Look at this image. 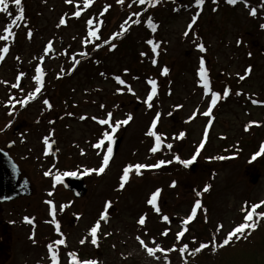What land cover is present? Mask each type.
Listing matches in <instances>:
<instances>
[{
  "label": "rangeland",
  "instance_id": "374dc122",
  "mask_svg": "<svg viewBox=\"0 0 264 264\" xmlns=\"http://www.w3.org/2000/svg\"><path fill=\"white\" fill-rule=\"evenodd\" d=\"M195 1L146 3L142 13L138 0H22L10 2L11 16L0 13V36L12 32L0 40V146L13 141L10 153L34 188L30 197L0 204V264H54L49 245L59 264L79 261L68 250L98 254L100 264H186L171 249L180 232L208 238V229L238 224L247 207L264 210V6L241 0L230 10L219 0ZM21 7L31 16L14 25ZM127 35L137 59L133 48L118 53ZM95 58L100 67H89ZM203 60L210 90L202 86ZM213 93L221 97L214 107ZM20 117L21 144L14 132ZM105 133L122 142L97 174L91 170L111 146ZM156 136L160 146L152 151ZM46 139H56V156ZM138 164L149 167L137 175ZM66 174L82 176L84 198L56 179ZM104 214L110 217L102 222ZM98 223L101 248L94 252ZM57 224L65 229L59 239Z\"/></svg>",
  "mask_w": 264,
  "mask_h": 264
},
{
  "label": "trees",
  "instance_id": "16d2710c",
  "mask_svg": "<svg viewBox=\"0 0 264 264\" xmlns=\"http://www.w3.org/2000/svg\"><path fill=\"white\" fill-rule=\"evenodd\" d=\"M173 1L174 0H155L154 5L161 6L163 4H170ZM258 1H260L261 4L264 6V0H258ZM219 2L222 3L221 6L230 8V10L236 9L237 3L230 4L228 0H219ZM146 3L143 4V6L146 5ZM143 6L140 4L138 6V9L141 7L142 13H145ZM149 6H153V5L147 3V8H149ZM195 6L197 7V1H195ZM87 8L91 10V7H87ZM74 10L77 11L75 7ZM23 11H24V23H26L31 15L28 12V10H23ZM138 12L140 13V11ZM18 13L19 11H17V13L14 16L16 17ZM259 33H262V29L260 30ZM199 40L200 43L204 45L203 39H201V37ZM122 42L117 47V49H119L118 53H120L122 50L133 48L135 53L134 59H137L138 57L136 58V56H138L137 55L138 53L135 49L136 45L131 43L132 42L131 37L128 38L127 35V37ZM88 45H89L88 49L91 48V50H94V48L96 47L95 44L94 45L87 44L85 45V47H87ZM94 61H96V58L90 62L89 67H93V65H98ZM98 67H100V65H98ZM224 83L225 86L228 85L227 82ZM202 202H205V200L203 199ZM251 208L252 206H249L245 210H243V218L240 220L238 224H235L229 230L212 231L211 229H208L206 230L207 233H210V236L208 238L201 237V235H199L200 236L199 238L196 237V239L190 237H189L190 239H188L187 237H180V238L175 237V242L173 244V248L171 249L175 253H179V255H181V257L186 262V264H264V210L262 206L257 208L256 214H254L253 222H256L255 229L248 228L245 230L243 234H238L237 237H233L228 244L226 245L223 244L225 239L229 236V233H231L235 228L245 223H252L246 221L245 219L246 215H248L249 212H251ZM202 213L206 215V212L204 210ZM100 241H101L100 238L96 236V243L93 248L94 252L100 250L101 248ZM205 244L209 246L203 248L200 251H196V249L201 248V245H205ZM185 246L187 250H185ZM67 254L72 259L79 257V261L77 262V264H86V262H90V264H100V258L98 254L92 257H84V255H79L71 250H68Z\"/></svg>",
  "mask_w": 264,
  "mask_h": 264
},
{
  "label": "snow or ice",
  "instance_id": "6c2138e0",
  "mask_svg": "<svg viewBox=\"0 0 264 264\" xmlns=\"http://www.w3.org/2000/svg\"><path fill=\"white\" fill-rule=\"evenodd\" d=\"M10 2L13 3V4L16 5V6H21V5H22V0H0V13H8V15L11 16V13L9 12V4H10ZM67 2H68V3H72V0H67ZM120 2H123V0H120ZM138 2H139L141 5L145 4L146 2L149 3V4L154 5L155 0H138ZM228 2H229L230 4H236V3L240 2V0H228ZM203 3H204V0H197V6H198V7H202V6H203ZM76 14H77V16L80 15L79 12H77ZM251 14H252L253 16H255V15H256V11L253 9L252 12H251ZM23 19H24V11H23V8L21 7V8H20V11H19V13H18V15L13 19V24L15 25L16 20H23ZM62 23H63V21H62ZM88 23L91 25V24H92V21L89 20ZM149 24L151 25V20H150V19H149ZM151 26H152V28H153V31H155V27H156V26H155V25H151ZM125 30H126V29H125ZM5 32H6L7 34H6V35H3V36H0V40H5V41H6V40L9 39V36L12 35L11 29H7V28H6V29H5ZM186 34H187V33H186ZM91 35L95 36L96 33L93 32V33H91ZM97 38H98V37H97ZM114 38H115V37H114ZM51 47H52V45L49 44V45H48V48L51 49ZM200 49H201V51H204V47H203V45L200 46ZM2 51H3L4 53H7V52H8V48L5 47V48L2 49ZM77 63H78V61H77ZM37 71H38V72H41V74H42V70H41V69H37ZM248 71L250 72L251 70L249 69ZM201 78H202V80H203V85H202V86H203L204 88L210 90V82L208 81L206 70L203 69V64H202V70H201ZM241 78L243 79V77H241ZM36 80H37V82H38V83L41 85V87H42V85H43V81H42V79H41V76H37V77H36ZM120 82L123 83V81H120ZM151 83H152V87H153V95H154V93H155V82H151ZM13 87H18V85H13ZM39 90H40V88H37V92H38ZM227 95H228V92L225 91L224 96L226 97ZM220 98H221V97H220L219 94H215V93H213V99H212V101H211V105L214 107L215 104L217 103V101H218ZM151 100H152V95H149L148 98H147V101L150 102ZM204 115H206V116H210V115H211V110H209L208 112H205ZM108 117H109L108 119H106V120H102V121H100V123H101V124H108L109 121L111 120V113L108 114ZM130 119H131V117H129V120H130ZM127 122H128V121H124V122H122V123L126 124ZM117 127H119V125H117ZM148 134H149V135H154V133L151 132V131H150ZM104 135L107 137L108 141H110L111 143H114V140H113L112 136L108 135L107 133H105ZM160 139H161V138H160L159 136H156L157 145H156L155 148L152 149V151H156V150L159 148V146H160V143H159V142H160ZM103 143H104V141L101 140V141L98 142L96 145H94V147H96V148H101L102 145H103ZM45 144L48 145L49 149H51L52 146H51V144L48 143V140H47V139L45 140ZM167 147L171 148V145H168ZM202 147H203V144L201 145V148H202ZM112 154H113V149H112L111 146H109V147L107 148V150H106V155H105V157H104V159H103V161H102V165H101V167H100L99 169H95V170H91V171H94V172H96L97 174H102V173H104L106 167H107L108 164H109V157H111ZM197 155H198V153H197ZM219 159H224V157H220ZM161 163H163V162H161ZM190 163H192V161H187V162H185L186 166H187V164H190ZM157 166H159V165H157ZM145 167H149V166H146V165H139V164H138V165H135L134 168L136 169V174L139 175V174H140L139 170L142 169V168H145ZM132 168H133V166H129L128 168H126V169L124 170L123 181H127V180H128L129 171H131ZM85 174H88V173L86 172ZM46 175H49V173H46ZM66 175H67V174H66ZM72 175H74V174H72ZM56 179L59 180V179H60L59 176H57ZM121 186H123V184H122ZM208 190H209L208 187H205L204 191L207 192ZM50 195H51V193H50ZM158 195H159V192L155 193V194L153 195V197H152V200H151L150 202H154V201L156 200V198L158 197ZM259 207H261V205H253V206H252V208H251V212H249V214L246 215V217H245L246 221H248V222H252V223H245V224H243V225H241V226L235 228L231 233H229V236H228V237L225 239V241L223 242L224 245L228 244V243L231 241V239H232L233 237H237L238 234H243V233L245 232L246 229H248V228L255 229V227H256V222H253V220H254V214H256V209L259 208ZM199 208H201V205H200L199 203H197V204L195 205V209H199ZM51 214H52V216H53V220H55V208H54V207H53V209H52ZM195 215H196V211L194 210V211L192 212V216H195ZM27 222H28V223H32L31 220H27ZM139 223L143 224V223H144V220L141 219V220L139 221ZM184 223L187 224V223H189V221H188V220H185ZM99 227H100V225H99V223H98V224H97V225L91 230V235H92V237H93V241H92L93 243H96L95 237H96V235H97V230H98ZM221 227H222V226H221ZM57 228H59V225H58V224H57ZM165 234H166V233H165ZM178 236H179V237H183V236H184V232H183V231L180 232V233L178 234ZM57 243H59V244H63L64 241L61 240V241H58ZM141 243L143 244V241H141ZM208 246H209V245H207V244H205V245H201V248H200V249H196V251H200V250H202L203 248H206V247H208ZM221 246H223V245H221ZM157 250H159V249H157ZM185 250H187V249H186V246H185ZM49 251L52 252V253H54V254L52 255V259H53L54 264H59L58 250H54V249H53V246H52V245H49ZM147 251H148V253H149L150 255H154V254H155L154 251H153V249H151V248H148ZM86 264H90V262H86Z\"/></svg>",
  "mask_w": 264,
  "mask_h": 264
},
{
  "label": "water",
  "instance_id": "95a60500",
  "mask_svg": "<svg viewBox=\"0 0 264 264\" xmlns=\"http://www.w3.org/2000/svg\"><path fill=\"white\" fill-rule=\"evenodd\" d=\"M182 1V0H181ZM205 65V62H204ZM227 92L229 88L227 87ZM114 143H111L113 149V154L110 160L115 157L118 149L120 148L122 138L117 137ZM51 144V154L53 156L57 155V141L53 139ZM13 143L7 146V150L0 148V204L4 202H11L21 197L31 196L33 194V189L31 183L27 178L21 177L22 172L19 170L18 164L8 153L11 149ZM195 163H191V169H194ZM254 182L257 181V177ZM60 182L67 191H71L76 199L84 198L87 195L88 189L85 181L82 177L76 176H64L60 178ZM108 215L103 216L102 220L106 221Z\"/></svg>",
  "mask_w": 264,
  "mask_h": 264
},
{
  "label": "flooded vegetation",
  "instance_id": "af4514ba",
  "mask_svg": "<svg viewBox=\"0 0 264 264\" xmlns=\"http://www.w3.org/2000/svg\"><path fill=\"white\" fill-rule=\"evenodd\" d=\"M214 80V79H213ZM21 101V100H20ZM21 110V109H20ZM14 132L16 133V132H19L20 133V139H19V142H20V144H21V117H20V122L16 125V127H15V129H14ZM10 143H13V141H10L9 143H7L6 144V146H5V148L4 147H1L0 146V148L1 149H3V150H7V146L10 144ZM13 147V146H12ZM11 150V149H10ZM10 150H8V153L11 155V153H10ZM11 157L14 159V157H13V155H11ZM14 161L18 164V166H19V170H20V172H23L22 173V175H20V178L21 177H25V178H27L28 179V181L31 183V186H32V189H33V193H34V188H33V185H32V182L29 180V178H28V176L27 175H25L24 173V171H22L21 170V158L19 159V161L18 160H15L14 159ZM60 182V181H59ZM61 184V183H60ZM32 196V195H31ZM74 196V195H73ZM25 197H30V196H25ZM24 197H22V198H18V199H23ZM75 198V197H74ZM105 215V214H104ZM109 217H110V214H108V219H109ZM103 218V217H102ZM102 218H101V220H102ZM107 219V220H108ZM106 220V221H107ZM55 234H54V236L56 237V235H57V237H58V239L59 238H61V237H63V234H65L64 232V229H63V225H59V228H57V229H55Z\"/></svg>",
  "mask_w": 264,
  "mask_h": 264
}]
</instances>
